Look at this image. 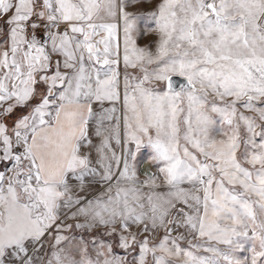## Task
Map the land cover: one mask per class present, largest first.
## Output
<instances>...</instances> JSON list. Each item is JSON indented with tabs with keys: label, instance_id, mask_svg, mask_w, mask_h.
I'll use <instances>...</instances> for the list:
<instances>
[{
	"label": "snow or ice",
	"instance_id": "snow-or-ice-1",
	"mask_svg": "<svg viewBox=\"0 0 264 264\" xmlns=\"http://www.w3.org/2000/svg\"><path fill=\"white\" fill-rule=\"evenodd\" d=\"M137 19L0 0V264H264V0H155L142 47Z\"/></svg>",
	"mask_w": 264,
	"mask_h": 264
},
{
	"label": "rangeland",
	"instance_id": "rangeland-1",
	"mask_svg": "<svg viewBox=\"0 0 264 264\" xmlns=\"http://www.w3.org/2000/svg\"><path fill=\"white\" fill-rule=\"evenodd\" d=\"M122 3L127 5V10L130 13L136 14L138 16V19L136 21V24L134 26V32H133V38L137 41L138 46H145L153 43L157 39V33L154 30H150V21L146 19V17L151 13L153 8L155 7V0H126ZM144 162H149L151 164L152 170L154 171V165L148 161L143 160L138 164V170L140 172V166ZM143 178V176L141 175ZM68 223H73L71 219L68 220ZM99 231H103L102 229ZM183 231V230H181ZM70 237L73 239L71 240L69 244L70 249H75L76 247L80 246L81 244V238L83 241L90 242L94 236H97V233L95 231H87L83 229H74L72 232L67 233ZM100 237H97L99 239ZM107 239H111L110 237ZM245 248H247V244H245ZM117 253L121 252L122 250L119 248L114 249ZM241 255L247 256V251Z\"/></svg>",
	"mask_w": 264,
	"mask_h": 264
},
{
	"label": "crops",
	"instance_id": "crops-1",
	"mask_svg": "<svg viewBox=\"0 0 264 264\" xmlns=\"http://www.w3.org/2000/svg\"><path fill=\"white\" fill-rule=\"evenodd\" d=\"M125 1L126 0H124L123 2H125ZM93 140H94V143H96V144H99V142H100L98 137H94ZM130 147H132L133 151H135L134 146H130ZM150 156H151V149L145 145H142L141 148L139 149V152L137 153V156H136V160H135L136 166L138 167V164L143 160L149 161ZM100 191H102V188L94 185L92 192H90L88 194V198L91 199L93 195L99 194ZM81 195H84V194L81 193Z\"/></svg>",
	"mask_w": 264,
	"mask_h": 264
},
{
	"label": "built area",
	"instance_id": "built-area-1",
	"mask_svg": "<svg viewBox=\"0 0 264 264\" xmlns=\"http://www.w3.org/2000/svg\"><path fill=\"white\" fill-rule=\"evenodd\" d=\"M152 167L151 164L149 162H144L141 166H140V174L142 176L152 172Z\"/></svg>",
	"mask_w": 264,
	"mask_h": 264
}]
</instances>
